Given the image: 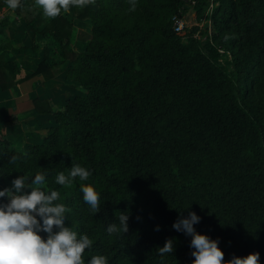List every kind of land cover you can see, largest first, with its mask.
<instances>
[{
	"label": "trees",
	"instance_id": "trees-1",
	"mask_svg": "<svg viewBox=\"0 0 264 264\" xmlns=\"http://www.w3.org/2000/svg\"><path fill=\"white\" fill-rule=\"evenodd\" d=\"M193 1L197 20L230 34V64L195 30L175 34L185 0H93L79 14L73 0L71 17L91 24L81 53L68 52L70 23L46 27L82 94L55 113L35 101L53 122L24 151L2 135L16 117L0 123V264H264V0ZM26 8L36 34L41 16ZM17 72L0 58L2 92L58 76L45 62ZM35 185L22 244L1 210ZM39 228L58 255L34 246Z\"/></svg>",
	"mask_w": 264,
	"mask_h": 264
},
{
	"label": "crops",
	"instance_id": "crops-1",
	"mask_svg": "<svg viewBox=\"0 0 264 264\" xmlns=\"http://www.w3.org/2000/svg\"><path fill=\"white\" fill-rule=\"evenodd\" d=\"M19 1L0 0V58L4 62L11 61L16 64L17 81L34 73L40 62H45L49 68H55L58 72V76L49 81L42 76H36L6 92L0 90V123L9 116H15L19 122L15 127L3 129L2 135L7 138L13 149L24 151L29 146L39 145L53 122L52 115L36 114L34 102L41 103L40 109L49 108L55 113L69 100L80 95L78 88L66 81L65 76L71 68V63L64 58L61 45L55 44L53 39L47 36L50 32L47 33L46 27L60 18L70 23L72 30L67 46L68 52L81 53L90 41L91 24L88 20L71 17L68 7L73 0H23L25 7L19 9L18 16L15 13V6ZM26 6L33 8L41 16L36 34L24 20L29 17ZM85 9H94L93 0H77L76 13L79 14ZM43 31L46 32V36H42ZM11 196L16 199L20 197V192ZM12 213L13 207L3 211V220L18 224L20 227V222L24 220L23 216L27 211L23 209V212L16 213V217L12 219L5 218V215ZM19 216L22 219H19ZM21 224L25 225L24 222Z\"/></svg>",
	"mask_w": 264,
	"mask_h": 264
},
{
	"label": "rangeland",
	"instance_id": "rangeland-1",
	"mask_svg": "<svg viewBox=\"0 0 264 264\" xmlns=\"http://www.w3.org/2000/svg\"><path fill=\"white\" fill-rule=\"evenodd\" d=\"M211 6H212V4L210 5V8L207 11L206 15L207 14L210 15L212 9H214L216 7L215 6L212 8ZM180 18L183 20V22L185 23V26H186V29H185L182 36H186V34H189L192 32V30H195L194 38L197 39L200 42V44H202V45L209 44L214 49H217L220 56H221L220 62L223 65H226V62H228L229 64L232 62V55H233V53H235V49L230 44V41H231V37L229 36L230 34L229 35L228 34H222L221 36L217 37L218 33L216 32L214 25L209 18H206V19L202 18L200 20L196 19L195 9L193 8L192 4L190 3V0H185V5L181 11ZM47 36L51 37V35H49V34ZM90 37H89V39H90ZM53 41H54V39H53ZM78 92L80 95L82 94V92L79 89H78ZM38 186H40V187H38ZM31 187L33 189H30V190L34 191L33 193L35 194L36 197H38L42 193V191L44 190L43 186H41V185L20 187L19 188L20 189V197H22V198H20L18 196L15 199L18 204L9 203L7 208L13 207V213L8 215V216L5 215L6 219H12L13 217H16L15 216L16 213L19 214L20 212H23V209L25 211H27L26 215L23 216L24 220L22 222H20L21 229H20L19 225L16 224L18 229L20 231H23L21 236H20V242L22 244L28 243L27 233L37 227V225H35L34 222L31 220L32 215H34L35 213L36 214L38 213L36 211V208H33L34 206H30V207L25 208V205L23 204V201H22L23 198L25 197V194H27L29 188H31ZM35 206H38V204L35 203ZM3 210H1V213L3 212ZM19 219H22V218L19 216ZM23 222L25 223V225L21 224ZM38 236L41 240L40 241L36 240L35 242H33V244L35 246H37L39 249H42V248L47 249L50 252V254H52V255H58V252H57V249L55 248V245L50 240V236L48 234V229L39 228ZM44 240H46V241H44ZM45 242H47V243H45Z\"/></svg>",
	"mask_w": 264,
	"mask_h": 264
},
{
	"label": "built area",
	"instance_id": "built-area-1",
	"mask_svg": "<svg viewBox=\"0 0 264 264\" xmlns=\"http://www.w3.org/2000/svg\"><path fill=\"white\" fill-rule=\"evenodd\" d=\"M190 3L194 5L193 0H190ZM172 21L175 34L181 35L186 28L185 23L179 16L174 17Z\"/></svg>",
	"mask_w": 264,
	"mask_h": 264
}]
</instances>
